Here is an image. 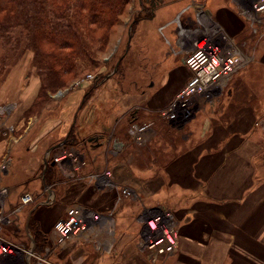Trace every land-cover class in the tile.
Segmentation results:
<instances>
[{"label": "rangeland", "instance_id": "374dc122", "mask_svg": "<svg viewBox=\"0 0 264 264\" xmlns=\"http://www.w3.org/2000/svg\"><path fill=\"white\" fill-rule=\"evenodd\" d=\"M191 2L192 0H129L118 22L107 33L104 34L103 30L100 31L94 26H88L91 33L84 37L82 45H86L91 54L90 58L77 56L74 71L65 72L59 77L54 76L52 71H45L41 55L36 54L34 50L36 47H31L32 43L29 42L33 35L28 33L21 23L6 32L0 29V92L12 98L11 96L21 87L35 85L37 96L31 107L27 108V114H32L34 110L47 104L53 105L56 109L69 103H80L82 97H86L85 106L102 103L112 111L109 115L110 123L106 124L105 130H98L97 119H91L94 109L90 111L86 123L80 119V114L75 118L77 130L74 129V133L78 137L86 141L89 137H99L102 134L104 144L98 151L90 150L91 155L88 158L84 156L85 163L76 168L77 175H74L76 172H72V175L63 176L60 170L65 164H56L57 167L54 169L56 171L50 182L52 186L47 189H51V195L54 199L56 197V200L59 199V188L75 181L74 179H83L91 189H95L93 201L96 207H93L96 211L111 213L109 221L113 224L114 234L110 236L107 247L109 249L106 251L98 249L93 241L80 237L77 244L82 246L89 243L93 252L94 249H98L109 253L107 256L114 259V264H119L123 251L131 248H139L149 257L148 249L142 243L146 238H157L159 231H155L156 228L147 229L148 227L143 225V217L147 215L163 213V222L173 228L178 239L180 224L188 219L194 205L196 206L194 201L199 200V195L189 194L170 185L164 178L165 165L176 152L191 145V139L194 140L200 133L199 126L205 119L208 121L209 116L215 119L228 118L238 109H245L251 113L253 137L259 149L254 161L256 178L264 179V32L254 30L244 17L239 15L237 2L234 0H202L204 6L210 10L211 19L209 21L203 19L201 28L195 32L199 34L193 38L184 37L181 45L184 44L185 49L179 48L174 41L172 18L178 10ZM74 10L76 11L73 8L71 13ZM81 20L76 22L74 17L69 19L85 34L84 31L88 32L89 29ZM204 36L207 40L210 39L212 44L201 40ZM215 46L217 48H214ZM231 46L242 55L241 61L246 63L241 62L239 68L222 76L217 82V78L212 77L213 73L218 70L222 56L229 55L230 52L227 50H230ZM212 48L217 53L215 60L211 62L209 51H212ZM197 49L200 50V57L206 59L199 61L200 64L203 63L202 78H206V81L203 83L197 80L199 81L197 87L187 95L188 100L185 101L182 96L177 97V94L188 87V83L197 75L196 70L184 59ZM168 55H173L177 60H180L178 57L185 56L180 64L188 69L190 73L188 77L176 78V83L172 82L174 69L171 73L162 63L164 57ZM171 84L178 85V88L170 101H162L160 97L157 98L160 101L150 98L156 90L162 92ZM211 88L214 89L213 92H210ZM88 89L90 93L86 96ZM137 90L148 92V97L141 101H136L134 96H124L121 101L118 99L123 91L131 93ZM180 101H184L185 110H189L187 117L173 122L167 116H163V108L173 102L178 104ZM153 103L158 104L157 110L151 113L145 111V107ZM49 114L53 113H47ZM115 118L117 123L110 133ZM135 124L147 125L142 130L131 133L130 129H133ZM136 135L141 139L137 140ZM187 136L190 140H183ZM111 137H117L122 144L112 145ZM63 148L70 151L68 147ZM61 150L62 147L53 150V153ZM71 151L80 157L83 149L75 146ZM48 160H51L50 156ZM40 169L41 166L37 170V175H40ZM104 171H109L110 175L102 174V178L98 179L100 182L86 177V173ZM110 182H113V187L106 185ZM123 187L129 189V194L120 192ZM47 193V190H43L42 197ZM73 203L82 202L67 203L66 208ZM32 204L25 207L28 209ZM63 213L58 217L64 215ZM56 219H53L50 231L43 232L48 237L46 244L51 248L46 258L53 264H64L66 249L70 243H74V239L62 245H53L52 227ZM20 220L18 213L16 218L10 221V226L6 225L8 227L5 226L2 232L16 244L26 247L31 240L30 234L26 233ZM99 236L104 239L107 235L100 233ZM33 243L35 246L34 241ZM44 248L35 246V250L39 252H44ZM10 255L12 254H5L2 264H26L18 255H16L18 262L14 263L10 260ZM169 255L171 254L158 255L154 261L150 260V263L159 264Z\"/></svg>", "mask_w": 264, "mask_h": 264}, {"label": "crops", "instance_id": "0c3cea01", "mask_svg": "<svg viewBox=\"0 0 264 264\" xmlns=\"http://www.w3.org/2000/svg\"><path fill=\"white\" fill-rule=\"evenodd\" d=\"M178 58L180 60L168 55L162 61L168 71L172 73L174 69V83L176 78L183 79L190 74L180 64L182 56ZM177 86L171 84L165 91L156 90L150 98L160 101L157 99L160 97L162 101H170ZM129 93L123 91L118 99L121 101L124 96H134L136 101H141L149 94L143 90ZM36 95L35 85L30 84L21 87L12 98L0 92V104H15L3 121L5 125L12 126L13 130L0 135V162L7 152L12 157L7 171L0 173V187L6 190L2 210H9L18 201V195L24 191L36 193V201L32 206L19 211L26 233L30 232L27 229L30 218L34 219L41 232H49L53 219L62 212L65 214L67 203L82 202L79 204L96 209L93 207L96 205L93 201L95 189H91L83 179L67 181L69 183L59 188V199L56 200L55 197L47 201V195L42 197L44 170L49 162L48 157L54 154L53 150L66 142L68 131L72 127L77 130L75 118L79 114L80 119L86 123V118L94 109L96 113H92L91 119H97L98 130H105L112 112L102 103L85 106L82 103V93L80 103H69L56 109L47 104L34 110L31 115L27 114V108L31 107ZM157 108L158 104L153 103L145 107V111L151 113ZM208 119L209 122L205 119L199 126L200 133L194 140L191 139V145L176 152L165 165L164 178L170 185L189 194L199 195V200L194 201L196 206L194 205L188 219L180 224L177 249L159 264H264V179L256 178L254 161L259 149L253 137L251 113L238 109L228 118L215 119L209 116ZM116 120L117 118L114 119L110 133L113 132ZM103 136L100 134L97 142H87L79 136L82 142L76 148L83 149L81 161L67 159L55 163L56 167V164H65L63 169L59 168L60 173L67 176L76 172L74 175H77L76 168L84 165V156L88 158L91 151H98L104 144ZM187 139L188 136L183 140ZM121 142L117 137L110 139L112 145H120ZM67 147L70 151L75 149L73 145ZM39 166L42 169L40 175H37ZM87 203L89 205H85ZM9 224L7 225L10 226ZM29 234L31 239V233ZM73 239L74 243H70L66 249L64 264H114V259L107 256L109 253L94 248L93 252L89 243L79 246V237ZM121 255L119 264H151L150 259L139 248L125 250Z\"/></svg>", "mask_w": 264, "mask_h": 264}, {"label": "built area", "instance_id": "2783aa9c", "mask_svg": "<svg viewBox=\"0 0 264 264\" xmlns=\"http://www.w3.org/2000/svg\"><path fill=\"white\" fill-rule=\"evenodd\" d=\"M237 2V10L239 15L243 16L244 19L250 24V26L254 30H262V33L264 32V0H234ZM191 11L189 12V10ZM208 10V11H207ZM189 12V13H187ZM210 10L204 6V3L201 1L197 2L195 0H192L191 3H188L185 7L181 9V11L175 15V18L173 19V30H174V41L175 44L179 48H184L185 45H181V40H183L184 37L188 36L190 38H193L194 36L198 35L199 33L195 34L196 30L198 28H201V24L203 23V19L205 21H209L211 19ZM203 36V35H202ZM201 36V37H202ZM202 38L201 40L206 41V43L211 40H207V38ZM196 41V40H195ZM198 41V40H197ZM199 42V41H198ZM201 42V41H200ZM207 43V44H209ZM229 43V41H228ZM212 44V42H211ZM197 48V47H196ZM214 48H217L216 46ZM235 48L232 46L230 47V50H227V52H230L229 55L222 56L220 62L218 63L217 71L213 73L212 77L217 78V82L222 76L228 75L231 72H234L235 69L239 68L242 63L241 58L243 59L242 55L238 52L234 51ZM200 50H196V52H192V54L185 58V62H188L190 66L193 67L194 70H196V75L189 83L188 87L183 88L178 94V96H182L183 100H188V94L192 93L194 89L197 87L198 82L205 83L206 78H202V72L204 71V68L200 67L201 63L199 61H205V58L200 57ZM211 57L212 60H215V55L217 52L212 48ZM235 52V53H234ZM237 58L236 66L234 68L226 71L222 69L221 61L224 62L226 60H231ZM219 59V58H218ZM198 62L199 64H197ZM216 62V61H214ZM242 62V63H241ZM199 66V68H198ZM224 66V65H223ZM198 68V69H197ZM221 68V69H219ZM264 70V69H263ZM264 75V74H263ZM197 80H199L197 82ZM213 88H211L210 92H213ZM177 100V99H176ZM184 101L178 102V104L170 103L168 106L165 107V109H162L163 116H167L169 120L176 121L179 119H184L188 116L189 110H185V105L183 104ZM175 104V105H174ZM15 104L12 102L7 103H1L0 104V135L8 134L13 130L12 126L5 125L4 119L5 117L11 113L12 108H14ZM184 107V108H183ZM184 109V110H183ZM182 110V111H181ZM147 124H144L143 126H137L136 124L133 125V129L131 128V133H136V131L142 130ZM136 139H141L140 136L136 135ZM72 160L73 162H77L78 159L81 161L79 155H75L72 153V151H67L65 148L62 147V150L58 153H54L53 156H51V161L54 163H61L64 160ZM12 161V157L10 153H5L3 158H1L0 162V173L7 171L10 163ZM78 161V162H79ZM83 162V160H82ZM102 174L110 175L109 171H104L102 173H90L87 174L86 177L88 179L93 180L97 182L98 179L102 178ZM99 181V180H98ZM100 182V181H99ZM102 182V181H101ZM113 182L106 183L108 187H113ZM48 185L44 186L43 190H47V201L52 200L51 195V189H47L52 186V183H47ZM129 189L126 187H123L121 189V193L123 194H129ZM6 195V190L2 187H0V264H2V260L5 259V254L11 253L12 251L10 249H13V253H16L21 259L24 260L26 264H53L51 263L48 258H46L48 252L50 251V246L46 244L45 251L39 252L35 250V246L33 243V239L31 237L29 245L26 247L22 244H19L11 239L10 237L4 236L3 232L4 227L12 221V219L21 211V208L28 206L36 201V194L31 191H24L19 196L18 201L11 207L9 210L5 211L2 210V203L4 196ZM110 212L108 213H102L101 211H96L92 208L85 207L82 204L76 203L67 206L65 209V214L56 219V221L53 224L52 227V233L53 236V245H62L69 241L70 239L74 237H82L86 238L88 240L93 241L95 243L96 247L98 249L106 251L109 248L110 242V236L114 234V227L113 224L109 221ZM164 214L160 213L159 215L150 214L147 215V217H143V225L148 227L147 229H155V231H159V236L154 239H148L146 238L145 242L142 244L144 247H146L148 250V258L151 261H154L155 258L158 255L162 254H172L177 249V234L171 228L170 225H167L163 222ZM155 225V226H152ZM102 233V235H107L106 237L101 238L99 234ZM99 236V237H98ZM32 245L33 247L31 248ZM35 262V263H34Z\"/></svg>", "mask_w": 264, "mask_h": 264}, {"label": "trees", "instance_id": "16d2710c", "mask_svg": "<svg viewBox=\"0 0 264 264\" xmlns=\"http://www.w3.org/2000/svg\"><path fill=\"white\" fill-rule=\"evenodd\" d=\"M128 2L129 0H0V29L6 32L21 23L23 28L33 35L29 42L32 43L31 47H36V54L41 55L45 71H52L54 76L59 77L65 72L74 71L77 56L90 58L91 54L86 45H82L84 37L91 33L88 26H94L100 31L103 30L104 34L107 33L118 22ZM73 8L76 11L71 13ZM82 10L84 13H80ZM73 17L76 22L82 19L89 29L88 32L85 30L83 34L76 28L69 21ZM87 93H90V89L85 93L86 96ZM85 99L86 97L82 103ZM68 132L66 142L62 144L64 147L77 146L82 142L74 133L73 127ZM54 169L55 163L49 161L44 170V183L52 182L56 171ZM31 220L32 218L28 220L27 229L35 246L43 249L48 237L46 233L41 232L35 221Z\"/></svg>", "mask_w": 264, "mask_h": 264}, {"label": "bare ground", "instance_id": "6f19581e", "mask_svg": "<svg viewBox=\"0 0 264 264\" xmlns=\"http://www.w3.org/2000/svg\"><path fill=\"white\" fill-rule=\"evenodd\" d=\"M207 15H209V14H207ZM236 61H237V58H235L234 60L233 59H231V60L228 59L225 62H224V60H223V62L221 61L222 69L228 71V70L234 68V66H236V63H235ZM202 66L203 65H200L201 68H202ZM219 69H221V68H219ZM152 226H155V225L152 224ZM10 250L12 251L10 253V254H12V255H10L11 256L10 260L11 261L13 260L14 263H17L18 260L16 259L17 258L16 253H13V249H10Z\"/></svg>", "mask_w": 264, "mask_h": 264}, {"label": "water", "instance_id": "95a60500", "mask_svg": "<svg viewBox=\"0 0 264 264\" xmlns=\"http://www.w3.org/2000/svg\"><path fill=\"white\" fill-rule=\"evenodd\" d=\"M208 11V10H207ZM97 140H98V137H89V138H87V141H90V142H94V141H96L97 142ZM47 163V161H45V164ZM31 246V248L33 247L32 245H30Z\"/></svg>", "mask_w": 264, "mask_h": 264}]
</instances>
